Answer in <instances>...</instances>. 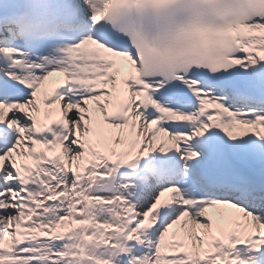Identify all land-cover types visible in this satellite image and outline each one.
Masks as SVG:
<instances>
[{
    "label": "snow or ice",
    "instance_id": "6c2138e0",
    "mask_svg": "<svg viewBox=\"0 0 264 264\" xmlns=\"http://www.w3.org/2000/svg\"><path fill=\"white\" fill-rule=\"evenodd\" d=\"M0 264H264V0H0Z\"/></svg>",
    "mask_w": 264,
    "mask_h": 264
}]
</instances>
